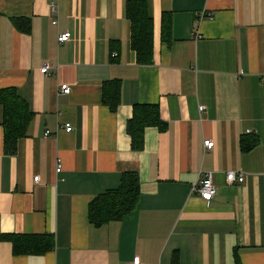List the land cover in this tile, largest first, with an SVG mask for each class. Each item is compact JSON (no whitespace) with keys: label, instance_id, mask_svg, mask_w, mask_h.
<instances>
[{"label":"crops","instance_id":"1","mask_svg":"<svg viewBox=\"0 0 264 264\" xmlns=\"http://www.w3.org/2000/svg\"><path fill=\"white\" fill-rule=\"evenodd\" d=\"M145 1L153 61L140 65L127 0H0V88H17L33 113L13 155L0 123V264H264V0ZM110 80L115 112L101 102ZM136 104L158 105L167 126L146 127L140 151L126 131ZM228 171L244 182L228 183ZM125 172L138 174L136 208L91 224L90 202ZM206 172L209 201L192 191ZM10 234L51 235L53 247L13 254Z\"/></svg>","mask_w":264,"mask_h":264},{"label":"trees","instance_id":"2","mask_svg":"<svg viewBox=\"0 0 264 264\" xmlns=\"http://www.w3.org/2000/svg\"><path fill=\"white\" fill-rule=\"evenodd\" d=\"M124 11L130 23V47L135 52L136 62L140 65L151 64L153 61V21L147 13L146 1L127 0ZM12 22L19 31L29 32L28 19L14 17ZM167 24L165 21L162 26V34L166 40L169 37ZM101 102L110 111L117 110L120 104L119 81L103 82ZM0 107L4 153L13 155L16 152L18 140L26 136L33 113L15 87L0 88ZM149 126H155L160 131L167 127L160 118L158 105H134L131 117L126 124L132 150H142L143 132ZM244 141L245 139L241 140V148L244 151L252 149L257 144L256 138H251L247 146H243ZM138 197V174L125 172L121 175L116 188L105 190L93 198L88 206V221L95 226L111 221H122L134 211ZM1 238L11 243L13 254H43L53 247V238L47 234H10L3 235ZM173 264H177L175 260Z\"/></svg>","mask_w":264,"mask_h":264},{"label":"built area","instance_id":"3","mask_svg":"<svg viewBox=\"0 0 264 264\" xmlns=\"http://www.w3.org/2000/svg\"><path fill=\"white\" fill-rule=\"evenodd\" d=\"M214 1H220V0H214ZM50 11L52 14H55L57 11V7L54 4H51ZM205 14V12H202V15ZM210 14V13H209ZM212 16L211 14L209 15ZM55 23V22H53ZM71 34L68 31L62 32L57 36L58 43L66 42L70 39ZM49 70V65L45 64L40 68V72L43 74H47ZM70 86L67 84L60 85V92L63 94L70 93ZM204 109L203 106H199V110L202 111ZM64 129L66 132L72 131V126L70 123H66L64 126ZM50 134L49 130H46L44 132V136H48ZM204 147L207 149H211L213 147V142L211 140H204L203 142ZM61 169V164L57 163L56 166V172H59ZM38 176H35L33 178L34 181H37ZM245 175L242 172H235V171H228L226 173V181L231 184H240L244 182ZM192 191L196 194H198L203 200L209 201L211 200L214 195L216 194V187L212 183V173L206 172V173H200L199 180L193 185ZM126 264H138L137 259L134 258L131 263Z\"/></svg>","mask_w":264,"mask_h":264}]
</instances>
